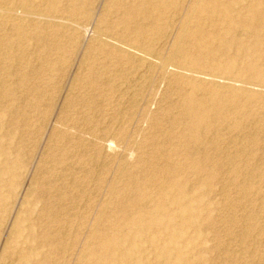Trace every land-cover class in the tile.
I'll return each instance as SVG.
<instances>
[{"label": "rangeland", "instance_id": "rangeland-1", "mask_svg": "<svg viewBox=\"0 0 264 264\" xmlns=\"http://www.w3.org/2000/svg\"><path fill=\"white\" fill-rule=\"evenodd\" d=\"M211 1L0 0V264H264V0Z\"/></svg>", "mask_w": 264, "mask_h": 264}, {"label": "bare ground", "instance_id": "bare-ground-1", "mask_svg": "<svg viewBox=\"0 0 264 264\" xmlns=\"http://www.w3.org/2000/svg\"><path fill=\"white\" fill-rule=\"evenodd\" d=\"M72 1H74V3L76 4V7H79V6H81V2H82V0H72ZM147 2H154L155 4H164V0H146ZM198 2H199V0H198ZM69 4V3H68ZM216 4H218L217 3V0H212L211 1V5L213 6V12H215L216 11V8H214V6H216ZM196 5H197V3H196ZM21 6V5H20ZM23 6V5H22ZM257 6V5H256ZM255 6V9H254V17H255V19H258L259 20V16L261 15V11L257 8ZM167 7V6H166ZM198 7V6H197ZM2 9V8H1ZM123 10H125V9H123ZM126 10L128 11V12H125V14H123L124 16L123 17H125V19L127 20V19H129V18H132V15L134 16L135 15V11H134V9L133 8H126ZM7 11V10H6ZM193 11V10H192ZM170 12V11H169ZM14 13V12H13ZM15 15V14H14ZM24 15H26V14H24ZM23 15V16H24ZM31 16L33 15V14H30ZM39 15V14H38ZM171 15H172V13H171ZM4 16H5V14H4ZM7 16L8 17H15V16H13V14L10 12V13H7ZM22 15H21V17H23ZM28 16V15H27ZM43 16H45V15H43ZM185 16V15H184ZM7 17V18H8ZM25 17V16H24ZM23 17V18H24ZM30 17V16H29ZM28 17V18H29ZM33 17V16H32ZM135 17V16H134ZM261 17V16H260ZM23 18H22V20H23ZM56 18V17H55ZM228 18V17H227ZM9 19V18H8ZM20 19V18H19ZM38 19V18H37ZM254 18H253V20H252V22L253 21H256ZM10 20V19H9ZM13 20V19H12ZM11 20V21H12ZM18 20V19H17ZM21 20V19H20ZM257 20V21H258ZM15 21V20H14ZM70 21V20H69ZM72 21V20H71ZM56 22V21H55ZM66 22H68V21H66ZM73 22V21H72ZM75 22V21H74ZM262 22V21H261ZM50 23V22H49ZM53 23V22H52ZM76 23V22H75ZM112 23V22H111ZM142 23V22H141ZM58 24V23H57ZM57 24H55V25H57ZM138 24V23H137ZM48 25V24H47ZM65 25H66V27H69V28H71V29H73V27H74V25L73 24H71V22H68V23H65ZM68 28V29H69ZM140 28H141V26H140ZM159 28H160V26H159ZM187 28V27H186ZM255 28H257L258 30H264V26H260L259 24H258V26H256ZM64 29V28H63ZM71 29H69V30H71ZM98 29V28H97ZM99 30V29H98ZM186 30V29H185ZM71 31H73V30H71ZM97 31V30H96ZM95 32V31H94ZM102 32V31H101ZM97 33H100L99 31L97 32ZM95 34H96V32H95ZM94 34V35H95ZM105 33H103V35H104ZM184 34V33H183ZM97 36V35H96ZM105 36V35H104ZM98 37V36H97ZM107 38V37H106ZM109 38V37H108ZM101 39V38H99L100 39V42H102L103 43V45L104 46H109L110 44H112V41L111 40H113V39ZM239 38V37H238ZM94 39H96L95 37H94ZM98 39V38H97ZM96 39V40H97ZM98 39V40H99ZM95 40V41H96ZM116 41V44H117V40H115ZM115 41L113 42V43H115ZM119 41V44H120V40H118ZM98 42V41H97ZM96 42V43H97ZM95 44V43H94ZM100 44V43H99ZM118 44V45H119ZM127 45V44H126ZM195 45V44H194ZM121 46H124L125 47V45H121ZM120 47V46H119ZM124 47H121V49H120V53H124V54H127L128 56H130V57H132L134 60H136V62H139V63H141V64H148V65H152V62H153V58L151 59V58H148V57H150V53L146 56L144 53H142V52H139V51H137V50H130V48L128 49V48H124ZM131 47H133V46H131ZM111 48V47H110ZM115 48V47H114ZM134 49H135V47H133ZM177 48H178V45H177ZM179 49V48H178ZM178 49H176V50H178ZM139 50V49H138ZM112 51V50H111ZM146 52V51H145ZM159 52V51H158ZM119 54V53H118ZM147 54V53H146ZM176 54V53H175ZM175 54H174V56H175ZM108 57V56H107ZM156 57V56H155ZM109 58V57H108ZM180 58V57H179ZM132 59V60H133ZM156 59V58H155ZM170 59H172V58H170ZM187 59V58H186ZM189 59V58H188ZM131 60V61H132ZM159 60H160V58H159ZM158 60V61H159ZM173 60V59H172ZM182 60V59H181ZM170 61V60H169ZM183 61V60H182ZM166 62V61H165ZM155 63V62H154ZM156 63H158L157 61H156ZM119 64V63H118ZM135 64V63H134ZM165 64V63H164ZM168 65H170V64H168ZM173 65V64H172ZM123 66V65H122ZM153 66V65H152ZM155 66H156V64H155ZM155 66L154 67H152L153 69H155ZM170 67V66H169ZM186 67H187V65H186ZM249 67V66H248ZM165 68V67H164ZM166 68H167V65H166ZM177 68H178V66H177ZM180 68V67H179ZM178 68V69H179ZM188 68V67H187ZM190 68V67H189ZM162 69H163V67H162ZM161 69V70H162ZM170 69H172L173 70V68L171 67ZM182 69V68H181ZM166 70V69H165ZM171 70V71H172ZM185 70V69H184ZM190 69H188V71H189ZM119 71V70H118ZM117 71V73H119ZM187 71V72H188ZM191 71V70H190ZM147 72V71H146ZM167 72H169V71H167ZM175 71H172L171 73H174ZM180 74H182L183 72L180 70ZM197 72V71H196ZM165 73V72H164ZM176 73H177V71H176ZM198 73V72H197ZM144 74V73H143ZM179 74V73H178ZM185 74H186V72H185ZM209 74V73H208ZM142 75V74H141ZM166 75V74H165ZM167 75H168V73H167ZM167 75H166V77H167ZM177 75V74H176ZM204 75V74H203ZM203 75H201V76H197V74H196V76L195 75H193L192 74V76H191V74H189V76H191V77H193V78H197V79H202L203 80ZM140 76V75H139ZM186 77V75H184V73H183V77ZM212 76V75H211ZM210 75H209V78H211L212 79V77H211ZM141 77V76H140ZM143 77V76H142ZM188 77V76H187ZM208 77V76H207ZM168 78V77H167ZM204 78H206V77H204ZM216 78H219V77H217L216 76ZM215 78V79H216ZM96 79V78H95ZM208 79V78H207ZM220 79V78H219ZM194 80V79H193ZM192 80V81H193ZM206 80V79H205ZM213 80H214V77H213ZM225 80V79H224ZM210 81V80H209ZM216 81V80H215ZM226 81V80H225ZM224 81V82H225ZM230 81L231 80H229V84H230ZM134 82V81H133ZM196 82V81H195ZM217 82H218V79H217ZM221 82H223V80L221 81L220 80V83ZM227 82V81H226ZM225 82V83H226ZM209 83V82H208ZM219 83V84H220ZM228 83V82H227ZM234 83V82H233ZM237 83V82H236ZM231 84H232V82H231ZM235 84V83H234ZM120 85V84H119ZM118 85V86H119ZM216 85H217V83H216ZM122 86V85H121ZM221 86V85H220ZM227 86V88L229 89L230 87L228 86V85H226ZM225 86V87H226ZM234 86V85H233ZM246 86V85H245ZM182 87V86H181ZM222 87V86H221ZM247 87V86H246ZM132 88V87H131ZM220 89V88H219ZM2 91V90H1ZM131 91V90H130ZM129 91V92H130ZM123 92V91H122ZM128 92V93H129ZM1 93V92H0ZM19 93V92H18ZM2 95V94H1ZM131 95V94H130ZM133 96V95H132ZM131 96V97H132ZM1 97V96H0ZM133 98V97H132ZM1 99V98H0ZM2 100V99H1ZM216 100V99H215ZM9 101V100H8ZM7 101V102H8ZM224 101V100H223ZM233 101V100H232ZM2 102V101H1ZM138 103V102H137ZM5 104H8V103H6V100H5ZM4 104V105H5ZM134 104V103H133ZM131 105H132V103H131ZM8 106V105H7ZM133 106V105H132ZM137 106V105H136ZM195 107H196V112L199 110V108H201V107H203V111H204V113H202V119H207L210 115H211V113L212 114H216V115H219L220 117H222L223 116V113H222V103H221V101H217L216 103H215V105L214 106H211V107H208L207 109L206 108H204L205 106H204V104H202V103H200V102H197V103H195V105H194ZM188 108H190V106L188 105L187 106ZM195 110V109H194ZM235 110V109H234ZM234 112V111H233ZM90 116V115H89ZM185 117V116H184ZM182 118V117H181ZM241 119H242V116H241ZM254 119V118H253ZM242 121V120H241ZM260 121V120H259ZM85 123V122H84ZM118 127V126H117ZM226 128V127H225ZM186 132V131H185ZM192 134V133H191ZM247 135V134H246ZM237 136V135H236ZM256 136V135H255ZM22 138V137H21ZM101 138V137H100ZM99 138V139H100ZM247 138V137H246ZM105 139V138H104ZM114 139V138H113ZM198 139H199V137H198ZM24 140V139H23ZM98 141V140H97ZM108 141H110L109 139H108ZM93 142V141H92ZM91 142V143H92ZM94 142H96V141H94ZM232 142V141H231ZM99 143H100V141H99ZM109 143V142H108ZM101 144H103V143H101ZM105 144H107V142L105 143ZM110 144V143H109ZM111 144H112V142H111ZM234 144V143H233ZM237 145V144H236ZM92 146V145H91ZM106 147V146H105ZM107 148H109V151H113V149L111 148V146H107L106 147V150H108ZM114 148V147H113ZM110 149H112V150H110ZM106 150H105V152H106ZM72 151V150H71ZM112 153V152H111ZM106 154V153H105ZM115 154V153H114ZM126 154V153H125ZM75 155V154H74ZM104 155V154H103ZM250 155V154H249ZM96 156V155H95ZM109 156H111V154L109 155ZM104 159V158H103ZM191 160V159H190ZM73 166V165H72ZM71 167V166H70ZM50 169V168H49ZM49 169H47V170H49ZM52 169V168H51ZM83 169V168H82ZM61 170V169H60ZM67 170V169H66ZM79 170V169H78ZM81 170V169H80ZM28 171V170H27ZM51 171V170H50ZM88 171V170H87ZM163 172L164 171H161L160 173H159V175H161V174H163ZM86 173V172H85ZM46 174V173H45ZM238 174V173H237ZM36 175V174H35ZM48 175V174H47ZM98 175H99V173H98ZM55 179V178H54ZM60 180V179H59ZM59 180H58V182H59ZM248 180V179H247ZM143 182V181H142ZM233 182V181H232ZM47 184V183H46ZM59 185V184H58ZM68 185V184H67ZM70 185V184H69ZM66 186V185H65ZM233 187V186H232ZM31 188V187H30ZM32 190H34L33 188H31ZM221 190V189H220ZM248 190V189H247ZM61 191V190H60ZM177 191L179 192V194H180V196H183V195H185L186 194V187L184 186V185H179L178 186V188H177ZM243 192V191H242ZM257 192V191H256ZM30 196V195H29ZM58 196H61V194H59ZM246 196V195H245ZM248 196V195H247ZM60 198V197H59ZM77 198V197H76ZM221 198V197H220ZM196 199H201L200 197H197L196 198V196H193V201H196ZM150 202H152V200H150L149 198H145V200H144V203L142 204L144 207H148L149 206V208H150ZM256 202V201H255ZM173 203L176 205V207H177V213L179 214V215H182V214H189L188 215V220L187 221H185V222H183L182 221V224L183 225H185V224H188V225H190V226H194V227H196V222H197V217L195 216V215H193L191 212H190V210H189V208L188 207H186V206H184V205H182L181 203H180V198H175L174 199V201H173ZM180 203V204H179ZM262 203V202H261ZM85 205V204H84ZM223 205V204H222ZM142 206V207H143ZM130 207V206H129ZM148 208V209H149ZM261 208V207H260ZM159 210H158V208L155 206L153 209H150V213H154V212H158ZM69 212V211H68ZM149 212L148 213H146L145 215L146 216H144V218L143 219H139L138 221H139V223H142L143 225H144V220H147V221H149L147 224H148V227H144L143 226V228H150V229H153L154 227L156 228V222H154L153 221V219H152V216H151V214H149ZM17 213V212H16ZM78 215V214H77ZM17 216V215H16ZM148 216H151V217H148ZM80 217H81V215H80ZM15 218V217H14ZM230 218V217H229ZM233 218V217H232ZM81 219V218H80ZM231 219V218H230ZM255 219V218H254ZM227 220H229V219H227ZM233 220V219H232ZM250 220V219H249ZM228 222V221H227ZM226 222V223H227ZM230 224V223H229ZM231 225V224H230ZM167 226H169V227H171V224H167ZM231 226H233V225H231ZM249 228V227H248ZM49 229V228H48ZM68 229V228H67ZM230 229V228H229ZM241 229V228H240ZM254 229V228H253ZM225 230V229H224ZM227 230V229H226ZM174 231V230H173ZM13 232H15L14 231V228H13ZM227 232V231H226ZM141 233V232H140ZM229 233V232H228ZM175 234H176V232H175ZM222 234V233H221ZM244 234L245 235H247V231H245L244 232ZM13 235H14V233H13ZM244 236V235H243ZM252 236V235H251ZM246 238V237H245ZM7 239V238H6ZM242 239V238H241ZM8 240V239H7ZM241 242H243V241H241ZM5 246V245H4ZM7 247V246H6ZM5 248V247H4ZM2 253V252H1ZM100 253V250L99 251H97L95 254H96V256H98L99 257V254ZM159 255H160V257L161 258H164V260H166L167 259V257L165 256L166 254H165V251L163 252V253H159ZM85 257V256H84ZM231 262V261H230ZM234 264V263H233Z\"/></svg>", "mask_w": 264, "mask_h": 264}]
</instances>
